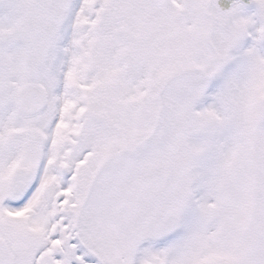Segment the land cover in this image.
<instances>
[{
  "label": "snow or ice",
  "instance_id": "snow-or-ice-1",
  "mask_svg": "<svg viewBox=\"0 0 264 264\" xmlns=\"http://www.w3.org/2000/svg\"><path fill=\"white\" fill-rule=\"evenodd\" d=\"M0 264H264V0H0Z\"/></svg>",
  "mask_w": 264,
  "mask_h": 264
}]
</instances>
